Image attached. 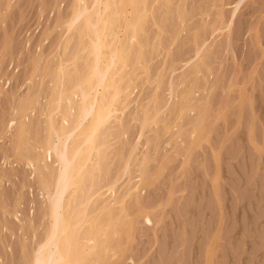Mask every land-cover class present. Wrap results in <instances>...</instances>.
Instances as JSON below:
<instances>
[{
	"label": "rangeland",
	"instance_id": "374dc122",
	"mask_svg": "<svg viewBox=\"0 0 264 264\" xmlns=\"http://www.w3.org/2000/svg\"><path fill=\"white\" fill-rule=\"evenodd\" d=\"M94 2L0 0V264L31 263L50 225L32 166L17 155L16 121H5L34 96L30 137L43 138L49 113L62 124L66 102L52 101L87 63L81 20L68 30L69 21ZM146 6L143 56L113 76L133 70L131 85L65 194L74 240L90 223L111 225L96 264H264V0Z\"/></svg>",
	"mask_w": 264,
	"mask_h": 264
},
{
	"label": "bare ground",
	"instance_id": "6f19581e",
	"mask_svg": "<svg viewBox=\"0 0 264 264\" xmlns=\"http://www.w3.org/2000/svg\"><path fill=\"white\" fill-rule=\"evenodd\" d=\"M165 2L169 4V0ZM146 5L147 0H95L93 10L88 11L83 5L71 18L68 30L75 21L81 20L79 38L83 59L87 63L85 70L78 74L73 89L67 94L59 93L52 101L56 109L61 101L66 102L60 112L62 124L58 128L49 113L45 116L43 138L30 137L24 114L29 109L33 110L32 105L38 101L34 96L24 106L18 107V114L13 112V118L7 116L5 127H14L12 139L17 155L32 166L48 203L49 232L28 264H96L106 260V246L102 241L111 225L96 228L90 223L76 242L74 234L77 225L65 211V194L81 180L100 127L110 118L113 104L131 85L133 70L118 82H114L113 76L129 65L130 56L136 61L143 56L138 33L146 22ZM35 65L33 70L38 71ZM48 65L39 70V74L45 75ZM61 75L62 70L57 76L58 82ZM30 102L32 109H28ZM181 107L179 113L184 109ZM143 118L142 129L146 125L145 116ZM13 120L16 123L10 127ZM196 132L199 130L195 129ZM48 154L51 162H47Z\"/></svg>",
	"mask_w": 264,
	"mask_h": 264
}]
</instances>
